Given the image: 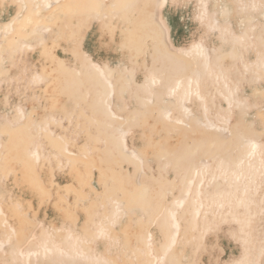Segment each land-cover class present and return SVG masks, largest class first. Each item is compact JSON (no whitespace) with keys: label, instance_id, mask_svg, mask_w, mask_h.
I'll list each match as a JSON object with an SVG mask.
<instances>
[{"label":"bare ground","instance_id":"6f19581e","mask_svg":"<svg viewBox=\"0 0 264 264\" xmlns=\"http://www.w3.org/2000/svg\"><path fill=\"white\" fill-rule=\"evenodd\" d=\"M209 1L0 0L2 9L9 8V10L11 9L10 15L16 14L13 15L14 18L10 19L9 23L0 26V62L6 55H10V61H13L20 52H25L35 44L46 42V35L50 36L58 27L67 31L66 39L70 41L67 47H75L76 37L80 33V36H85L83 32L85 30L82 29V23L86 21L85 18L88 21H99L101 29L109 31L111 34L118 29L124 33V40L120 47L123 49L122 58L127 57V64L120 63L116 66L109 62L111 61L109 58H104L103 61L100 60L97 63L86 55L81 62L73 66L74 70L66 69L67 63L59 61L60 59L55 53L56 46H47L44 49L46 59L53 63L59 61L57 64L59 66L57 69L45 67L42 73H36L34 77L40 80L38 82L41 80L42 82H50L52 90L46 101L53 102V104L62 95L74 92L75 94L71 95L68 100L69 103L76 102L72 112L61 115L58 121L60 114L55 111L54 107H51L50 111H45L46 113L37 119L33 115L43 110L41 108H44L46 101L42 100L38 101L37 107H34L30 117L27 118L22 115L24 114V105H19L13 121L11 120L8 124L0 123V191L4 192L0 196V214L3 215V220H10L13 217L10 212L14 210L20 215L23 214L25 209L23 203L13 198L14 192L18 196L25 194L16 192L17 189L22 188L21 182L26 185L27 191L28 189H35V193H30L32 195H40V193L52 195L53 192L49 191L47 187L56 183L57 175L55 177V172L58 170H71L70 176H67L65 180L67 184H64V188L61 190L71 196L75 195L79 199L74 207L61 208L64 210L62 222L51 224L44 230L42 237L39 238L41 248L39 249L35 245L37 251L34 258L42 256L43 259H47L48 264L60 263L61 261L66 263V255L71 254L74 260L82 259L84 264H96L99 262V259L96 258L100 250H98L97 245L91 246L90 242L97 236L112 239L111 245L104 243L107 250L102 256L103 260H110L108 256L110 249L113 252L122 245L121 243H125L124 251L118 254L116 264H127L130 260L128 256L134 252L135 248H147L146 252H143L146 255L141 264H198L197 262H200L202 256V238L211 231L226 230L222 226V219L233 216L238 219L240 224L237 230L241 234L255 233L263 229L261 224L250 225L253 218L246 217L251 212L262 209V202L264 203V195L260 191L264 184V180H262L264 178V143L261 147L257 145L262 134L245 135L240 132L238 133L239 136L216 144L214 149H208L209 145L206 141H202L201 135L208 126L213 125L215 129L207 139V141L213 142L223 134L224 130L228 129L225 119L232 115L235 108L240 112H247L257 106L245 97L243 90L244 87L253 84H255L254 88L256 89L264 79V71L257 77H252L256 68L264 67V46L261 50L260 45L257 44L259 41L264 42V25L260 19L264 17V14L258 11L264 4V0H235V5L232 9L230 8L229 13L232 10H241L242 16H244L252 10L256 12L254 19L257 20L253 26L248 25L237 36L234 34L235 29L232 21H228L231 15L224 16L223 21H220L216 17L217 13H215L214 8L215 14L211 13L209 17L207 16V13L212 11ZM177 5L189 7V14L188 12L183 13L180 24L185 21L189 22L190 26L185 37L192 36L186 40L180 52H164L159 47L164 30L161 24L157 23L156 17L159 7L169 8ZM127 25L128 28L123 30ZM202 25L209 26L212 31H219L216 36L223 42L221 45L227 47L229 44L235 52L245 50L247 46L256 43L254 50L259 60L251 63L242 58L241 65L235 66L236 68L233 70L230 69L225 64L228 59L227 56L224 54L210 55L211 51H217L218 46L216 47L207 36L202 37ZM116 26L119 28L117 29ZM255 28L261 30L254 40L250 41L247 37ZM229 35H233L234 38ZM111 39L114 41V34ZM151 42L156 44L151 52L154 61L151 66L142 68L141 59L145 60L143 57L147 54L146 50ZM239 44L242 46L240 49ZM104 47L105 52L110 54L108 52L112 51L113 45L107 44ZM233 57H236V53ZM77 58H79L78 55ZM236 61L238 65L240 61L238 59ZM212 62L217 65L214 69L208 66ZM3 69L0 66V75H2ZM65 69L67 72L59 77L61 75L60 70ZM139 71L144 75L142 84H138L135 78ZM202 73H204L203 76ZM221 83L229 84L233 86V89H228L224 84L218 85ZM134 86H140V89L133 90ZM143 91L146 95H138L139 92ZM258 93V96L264 98V92L260 95ZM118 95L119 98H117ZM165 95L170 96L169 100L176 106L170 105L165 110L156 107V113L147 122L144 119L146 112L142 107L143 102L148 99L159 100ZM223 95L227 99L220 106L218 97ZM122 101L127 105V109L125 108L126 111L121 110L123 115H119V117L124 116V119L135 118L136 121L129 123L126 127L120 125L110 131L107 128L114 122L110 115L114 113L118 115L117 111L121 107L119 102L122 103ZM132 101L139 105L130 110L129 103ZM92 107L97 108L98 114H102L104 117L99 125L103 133L97 138L84 140L82 137L84 129L87 128L88 124L90 125L91 122L97 120L96 111H91ZM175 109L178 112L173 116L174 121H179L185 125L181 129V134L189 135L191 132L192 135L198 137L192 144L184 142L171 146L169 140L165 144H156L155 141L150 140L140 148L135 141L131 146L125 144V141L123 142L126 135L132 134L138 129H142L145 133L156 129L160 119L163 116H169ZM84 110L87 111L86 116L76 115V113ZM52 115L58 124L42 121V119L50 120ZM23 119L26 122L20 124ZM67 119V124L61 123L62 120ZM262 120H264V116L260 122ZM164 131L166 130L161 128L157 134L159 135ZM49 139L51 140L49 141ZM103 144H105L104 149L101 148ZM156 147L159 152L152 153ZM204 150H207L206 158L218 156L221 158L215 165H207V162L202 161V158L197 159ZM233 151H237L238 154L228 157ZM152 157L158 160V165L163 166V163H170L176 167L177 178L183 174L185 184L180 193L174 195L175 181L168 185V189L154 192L153 185L147 182L148 180L138 184L136 173L132 175L124 168V164L137 168L139 163H146L149 168L148 162ZM253 158H257V160L252 162ZM185 167L186 169L183 170ZM97 171L101 173L99 178L101 187L99 191L96 189L92 191L91 186L96 182L95 174ZM237 172L243 177L246 176L245 179L240 174L239 176ZM10 177H13L14 180L11 192L5 191ZM40 178H42L41 181ZM223 179H227V181L231 179L232 181L227 188L219 186L211 194L205 193L201 187L206 181H213L220 185ZM75 181H81L82 187L80 191L77 190L72 195L71 191L74 190L73 183ZM170 187L172 188L170 189ZM104 190H107L105 196L102 193ZM92 193L95 195L93 201L95 209L99 210L102 204L110 205L111 203V213L113 217L115 216L112 223H118L117 214L122 204L125 210L132 214H135L133 213L134 208L138 209L141 213L138 225L145 227L146 230L134 232L130 229L125 230L124 226L116 227L114 234L125 239L124 242L123 239L121 241L120 238H115L108 233L106 225L109 223L106 224L105 221L101 222L99 219L97 228L87 234L85 233V235L81 234L82 236L75 237L73 235L75 227L81 223L78 221L80 216L78 212L82 211L84 207L79 202ZM253 193H255L253 195L255 200L249 201L248 199ZM71 196L66 197V200L61 199V201H67L69 197L72 198ZM170 196L174 197L172 203L167 201ZM152 201H155L156 205L151 210ZM234 207H237L236 213H233ZM93 208H89L88 213H82L83 217L88 216L86 219L84 218L85 221L82 225H90L94 220L88 215ZM185 210L188 211L186 218L179 217L180 211ZM26 214L28 215V212ZM202 214L204 215L203 218ZM25 218L26 224L30 226L31 223L28 222L26 215ZM261 222L264 223V217ZM152 223L157 227L156 232L162 236V248L155 246L156 233L147 229L152 226ZM19 224L17 222L12 226L17 227L16 225ZM58 227L63 230L60 235V240L63 241L54 239L56 238L54 232L59 229ZM230 228L232 229V227ZM164 229H166L165 234L163 233ZM18 235H21L22 239L16 247L19 258L15 264L25 263L26 260L29 263L30 259L33 260V256L30 254L32 249L29 250L28 247L25 250L22 245L33 239L34 233L29 229L17 232L16 239L19 237ZM14 238L15 236H0L1 251H3L2 244L5 241L14 240ZM178 239L181 240V247L174 246L180 243ZM242 242L245 257L250 256L243 264H257L263 258V253L257 255L256 251L251 249L264 242V238L249 239L245 235ZM151 244L152 246H150ZM247 245L253 247L246 250L245 246ZM68 248L70 251L66 250ZM100 249L103 250L102 247ZM186 250L191 251V255L186 261L167 257L173 255L180 258ZM123 253L126 256H123ZM234 256L233 258H236V255ZM141 258V256H137L135 259L137 261ZM4 262L5 258H0V264Z\"/></svg>","mask_w":264,"mask_h":264},{"label":"rangeland","instance_id":"374dc122","mask_svg":"<svg viewBox=\"0 0 264 264\" xmlns=\"http://www.w3.org/2000/svg\"><path fill=\"white\" fill-rule=\"evenodd\" d=\"M209 2H210L209 3L210 8L212 11L209 12L210 14L207 13V16L209 17L211 13H214L216 11L215 12L217 13L216 17H218L220 21H223L224 16L226 17V16L231 15L229 18L230 20L228 21H232L233 27L235 29L234 34H236V36L240 34L242 30L247 28L248 25L253 26L257 21L256 19H254L255 18L254 15L256 14V12L252 10H250L249 13L244 16H242L241 10H238V11L232 10L233 12L230 11L231 13H229L230 8L232 9V7H234L235 5V0H217V1L210 0ZM214 8H215V11H214ZM188 9L189 7L187 6L184 7V6H179V5L174 6V7L172 6L169 8L159 7L160 11L158 10L156 21L157 23L161 24L164 30V32L162 33L163 35H162V39L160 40V44L158 43L162 51L164 52L167 51L169 53L171 52L178 53L180 52L182 46L186 43V40H188L192 36L190 35L187 38L185 37L189 29V26H190L189 22L185 21L183 24H180V19L183 13L188 12ZM10 10L9 8L2 9L0 7V26L3 25L4 23H9L11 21L10 19H13L14 16L16 15L15 13L10 15V12H9ZM16 11H17V7H16ZM258 11H261L264 14V4L258 9ZM188 14H187V17H189ZM260 19L262 20V23L264 25V17ZM85 20L86 21L82 23V29L85 30L83 31L85 33V36L83 37L82 35L80 36L81 34L80 33L79 36H77L75 39L76 45L73 48L67 47V44L70 43V41L69 40L67 41L66 39L67 31L64 30L63 28L58 27L55 29L54 33L50 34V36L46 35L47 36L46 42L41 43V44H35L33 47H30L27 50H25V52L23 51L20 52L19 54L16 55L17 57L13 61H10L11 60L10 55H6L5 58L0 62V66L4 68L2 75H0V115H1L0 123L8 124L11 122V120L13 121L14 116L16 115L17 107L19 105H24V114L22 115L28 118L31 116V113L34 107H37L36 105L38 104V101H42V100L46 101V99L49 97V94L52 90V87L50 86V82L48 81L42 82V80L41 82H38L40 80H37L34 77L36 73H42L43 68L45 67L47 68L54 67L53 69H57L59 66L57 65L59 61H65L68 65L66 69L74 70L73 66L81 62V60H83V58L86 57V55H88L92 59V61H96L97 63L100 62V60L103 61L104 58H109L111 61L109 60L108 61L114 66L119 65L120 63L127 64V61H126L127 57L122 58L123 49L120 47V45L124 40V36H123L124 33L123 31H119L118 29L119 26H116L118 30H115L114 33L111 34V32L101 29L102 27L99 21L97 20L88 21L87 18H85ZM127 28H128V25L125 26L123 30ZM260 28H255L250 33V35L247 37V39L248 40L250 39V41H253L254 38L257 36V33H259V31L261 30ZM218 32L212 31L209 28V26L202 25V37L207 36L208 38L212 40L213 44L216 47L218 46L217 51L216 52L211 51L210 55L214 56L216 54H224L225 56H227L228 59L227 61H225V64H227L230 69L233 70L236 68L235 66L241 65L242 58L251 63H255L259 60V57L257 56L256 51L254 50L256 48L255 47L256 43L253 45L251 44L247 46L245 50L243 49V50H238L237 52H235L234 48H231L229 44L227 47H223L221 45L223 44V42L220 41L218 37L216 36ZM113 34L115 36L114 41L111 39V36ZM229 36L231 38L232 37L234 38L233 35H229ZM231 41L229 42L231 43ZM107 44L113 45L111 49L112 51L108 52L110 54H107V52H105L104 45H107ZM257 44L260 45L261 50H263L262 46H264V42L259 41ZM53 45L56 46L55 53L60 59L59 61L57 60L58 62H55V63H53L51 60L48 61L46 59V54L44 50L47 46H53ZM155 45H156L155 43H152V42L149 43L148 49L146 50L147 54L143 57L145 60L141 59V62H140L142 64L141 65L142 68H146L147 66L152 65L154 61V57L151 56V52H152V49L155 47ZM231 45H233V43H231ZM238 47L240 49L242 47L241 44H239ZM235 53H236V57H233ZM77 55L79 56V58H77ZM120 55H121V58H120ZM236 59L240 61L238 65L236 63L237 62ZM208 66L211 69H214L215 67H217L215 62H212V64H209ZM66 69L60 70L61 75H59V77H62V75L67 72ZM263 71H264V67L256 68L255 72L252 74V77L254 76L257 77ZM201 75L203 76L204 73H202ZM143 76H144L143 73L140 71L137 73V75H135V78L138 84H142V81L144 80ZM255 81H256V78H255ZM223 84L224 83H221L218 85L221 86ZM224 85H226L228 89H233V86L229 84H224ZM254 86L255 84L248 85L244 87V90H243L245 97L249 101L253 102L254 104H257V106H255L254 109L249 110L247 112H240L235 108L234 109L235 111L232 113V115L229 118L225 119V123L228 125V129L224 130L223 134L218 136L216 140H214L213 142L207 141V139L209 138V134L212 133L215 129L213 125L208 126V128H206V130L202 132L201 139L202 141H206L208 143L210 147V148L208 147V149H214L215 145L221 143V141H227L230 138L239 136L238 133L240 132L245 135L262 134L261 139L257 143L259 147L262 146V144L264 143V134H263L264 120H262L263 122L262 121L260 122V119H262V117L264 116V98L258 96L257 93L260 91L258 93L260 95V93L264 92V79L261 81V85L257 86L256 89L254 88ZM134 89H140V86H134L133 90ZM73 94L75 93L71 92V94L62 95L55 102V104H53V102L46 101V104H44V108H41L43 110H41L40 112L38 111L34 113L33 116L38 119L39 117L44 115V113H46L45 111H48V110L50 111L51 107H54L55 111L58 114H60V116H58V121H59L61 115L72 112V108L75 107L74 105H76V102L69 103L68 101L69 97ZM138 95L144 96L146 95V93L145 91H143V92H139ZM169 97L165 95L163 98H160L159 100L148 99L146 100V102H143L142 107H143V110L146 112L145 114L146 117L144 119L147 120L148 122L150 118H152L153 114L156 113V110H157L156 107H160L161 110H165L170 105L176 106V104H172L171 100H169ZM117 98H119V95L117 96ZM218 99H219L218 100L219 105L222 106V104L227 98L226 96L223 95V96L218 97ZM124 101H126V99H124ZM129 104H130L129 106L130 110L136 105L137 106L139 105V104H134L133 101ZM119 105L121 107L119 106L120 110L117 111L118 115H115V113L110 115L111 120L114 121L113 124L109 125L107 128L110 131L118 128L120 125H123L124 127H126V125H128L129 123H135L136 121L135 118L124 119V116L120 118L119 115H123L122 112L126 111L127 105H125V102L123 101L122 103L119 102ZM91 111H96L97 120L94 122H91L90 125L88 124L87 128L84 129L83 135H82L84 140L91 139V138H97L103 133V130L101 131L99 127L101 121L104 119L103 115L98 114V109L97 108L95 109V107H92ZM177 112H178L177 109H175L169 114V116H163L160 119L159 126L156 129L147 131V133L143 132L142 129H138L134 131L132 134L126 135L124 137L123 142L125 141V144H127L128 146H131L133 141H135L137 146H139L140 148H142L145 145V143L150 140L155 141L156 144L158 143L165 144L167 140H169L168 142L171 146L176 145V144L178 145L184 142L188 144H192L198 137L194 134L192 135L191 132L189 133V135L181 134V129L185 125H183L179 121H174L173 116ZM76 115L86 116L87 111L84 110L82 112H78L76 113ZM42 121L43 122L45 121V123L52 122V123L58 124V121H56L55 118H53V115L51 116L50 120L46 121L45 119H42ZM25 122L26 120L23 119L20 121V124H24ZM61 123L67 124L68 119L62 120ZM88 128L89 130L87 131ZM161 128H164L166 131H164L161 134L159 133L158 135L157 131ZM54 129L56 128L54 127ZM50 140L51 139H49V141ZM101 148L104 149L105 144H103ZM158 150L159 149L156 147L154 148V151H152V153L159 152ZM206 152L207 150L202 151V154H200L197 159L202 158V161H206L207 165H210V164L215 165V163L221 158V156H218L216 158H206L205 156ZM237 154H238L237 151H233L228 157H233V156H236ZM256 160L257 158H253L252 162ZM157 162L158 160L152 157L150 158L148 162V164L150 165L149 168L146 163H139L137 168L129 167L124 164V168L132 175L136 173L138 184H141L142 181L148 180L147 182L153 185L154 192L161 191V189L164 190L165 188L168 189V185L171 182L175 181L176 182V185L174 186L175 190H173L174 195H176V193H180L185 184V179H183V174H181V177L177 178L176 175H178V173L176 172V169H175L176 167H174L170 163H166V164L163 163V166L159 164L161 166L160 167ZM214 165L212 166L214 167ZM184 169H186V167L183 168V170ZM228 170L230 171V169ZM161 171L163 172L162 175H161ZM70 174H71V170H68V169L67 170L64 169L63 171L58 170L57 172H55V177L57 175L56 183L50 187H47L49 191L53 192L52 195H45V194L43 195L41 193L40 195H32L33 193H35V189L33 190L28 189L27 191L26 185L21 182L22 188L17 189L16 192L19 194L21 193H25V194L18 196L14 192L13 198L16 200H20L23 203V207L25 208L23 210V214L20 215L14 210L10 212L13 215V217L10 220H3V215L0 214V236L2 237H5V235L15 236L14 240H11L8 242L5 241L4 244H2L3 251H1L0 249V258L2 257L5 258V262L3 264H15L17 262V259L19 258V253L16 247L20 243L19 241L20 239H22V236L18 235L19 237L16 239L17 237L16 234L19 231L20 232L27 231L29 229H31L32 232L34 233L33 239H31L28 243L23 244L22 248L25 249L29 247L28 248L29 250L30 248L32 249L30 251V254L33 256V260L30 259L29 263H28V260H26L25 263H21V264H48V262L46 261L47 259L46 260L43 259L42 256L39 258H34V254H36L37 248L39 249L41 248V244L39 243V238L42 237L44 230L50 227L51 224H59L60 222H62L61 218H62L64 210L61 208L67 207V206L74 207V205L76 204V201L77 200L79 201L77 196L75 195L71 196L70 194H66L64 191L61 190L62 188H64V184H67V181L65 180L67 176H70ZM100 174H101L100 171H97L95 174L96 182H94L93 186H91L92 191L93 189L94 190L96 189L98 191L100 190V187H101V185L99 184ZM237 174L239 175L240 173L237 172ZM241 176L243 177V175ZM245 177L243 178L245 179ZM41 180L42 178H40V181ZM262 180H264V178ZM13 181H14L13 177H10L8 181V185L5 188V191L8 190L9 192H11V186H13ZM231 181H232L231 179L230 181H227V179L226 180L223 179L220 182V185H217V183L213 181H206L201 185V187L204 189L205 193L211 194L212 192L216 191L215 189H218L219 186L227 188L228 184L231 183ZM73 185H74L73 186L74 190L71 191L72 195L75 194L77 190L78 191L81 190L82 182L75 181ZM171 188L172 187H170V189ZM106 191L107 190H104L102 192L104 193L103 196L107 195L105 194ZM260 191L264 195V184L260 188ZM3 193L0 191V196L3 195ZM251 195L252 196H250L248 200L254 201L255 197L253 195H255V193ZM68 196H71L72 198L69 197L68 198L69 200L61 201V199L66 200L67 199L66 197ZM94 198H95V195L94 193H92L91 195H88L86 198L82 199L79 202V204L82 206L84 205V207L82 208V211L78 212L80 215L78 221L81 223L78 224L77 227H75L76 229L73 233L75 237H80L82 236L81 234L85 235V233L87 234L91 232L93 229L97 228L99 219L101 222L105 221L104 223L106 224L109 223V225L108 224L106 225L107 226L106 230L108 231V233H110L115 238H120L121 241L123 238H121L119 235L114 234V230L116 229V227L124 226L126 228L125 230L130 229V231H134V232L146 230L145 227L138 225V222L141 219V213L138 211L137 208L133 209V213L135 214H132L130 211H128L130 212L128 213L125 210L124 206L121 204L120 211L117 214L118 215L117 217L119 219L118 223H112V219L115 216L113 217L111 213L112 212L111 203L110 205L102 204L100 209L97 210L94 207L95 204H93ZM173 200H174V197L172 198L171 196L168 197L167 199L169 203H172ZM155 205H156L155 201L154 202L152 201L150 209L152 210L155 207ZM262 205H263L262 209L256 212H251V214L246 216L247 218H253V220H251L250 225L257 226L261 224L263 226L262 230L257 231L255 233L241 234V232H238L237 230V227L240 224L238 219H236L234 216L232 218L228 217V218L222 219L223 220L222 226L226 230L218 231V232L211 231L204 238H202V256L200 258V262L198 261L197 263L198 264H229V263L230 264L231 263L243 264L246 260H248L250 256L245 257L244 255V252H243L244 250L242 249V246H244L242 242V238L245 235L249 239L264 238V223L261 222V219L264 217V203L263 202H262ZM91 207L92 208L94 207V208L92 209V212H90L88 215L91 219L94 218V220H92L90 225H84V224L82 225V223H84L83 221H85L84 220L85 216L83 217L82 213H86L87 210H89V208ZM188 211L186 210L180 211L179 217L186 218V216L188 215ZM26 212H28V215L26 214ZM236 212H237V207L236 208L234 207L233 213H236ZM25 215L26 217H28V222L31 223L30 226L29 224H26L27 222H25L26 221ZM252 215L254 217H251ZM87 217L88 216H86V218ZM203 217L204 215L202 214V218ZM165 221L167 220L165 219ZM17 222L18 224L20 222V224L16 225L17 227H13L12 225L16 224ZM230 227H232V229ZM156 228L157 227L152 223V226H149L147 229H149L153 233H156L157 241H155V246L161 247L163 244V240H161L162 236L161 234H158L156 232ZM60 229L61 228H59L58 230H56V232H54V236L56 237L54 239H56L57 241H63V240H60L61 231H63ZM165 232H166V229L163 230L164 234ZM123 237L126 238L124 235ZM123 240L125 242V239ZM178 240L180 241V243L179 244L177 243L174 246L181 247L182 246L181 240L180 239ZM104 243H106V245H111L112 239L95 236L90 242L91 246L97 245V247L99 248L98 250H100L98 251V255H97L98 257L96 258L97 260L99 259V262L96 264H116V261H118V257H117L118 254L124 251L125 243H121L122 245L116 248L115 250H113V252H112V249H110L108 251L109 253L108 256L110 260H107V259L103 260L102 256L104 253H106L105 251L107 250L104 247ZM35 245L38 247L35 248ZM150 246H152V244ZM33 247H34V251H33ZM81 247H83V244H81ZM101 247L103 248V250L100 249ZM251 247L253 246L247 245L245 246V249L246 250L251 249ZM146 249L147 248H144V249L135 248L134 252L130 253V255L128 256L130 260L129 262H127V264H141L144 261L143 258L146 254H144L143 252H146ZM66 250L70 251L69 248ZM251 250L254 252L256 251L257 255H259V253H263V258L257 264H264V242L259 243V246L252 248ZM124 255L125 254L123 253V256ZM190 255H191V251L186 250V252L180 258H177L173 255L167 256V257L169 258L171 257L172 259H175V260L182 259L186 261V259ZM234 255H236V258H233L235 257ZM123 256L121 255V258ZM137 256H141L142 258L136 261L135 258ZM65 260H67L66 263L65 261H61L60 263H55V264H84V261L82 259L74 260V257H72L71 254H67Z\"/></svg>","mask_w":264,"mask_h":264}]
</instances>
